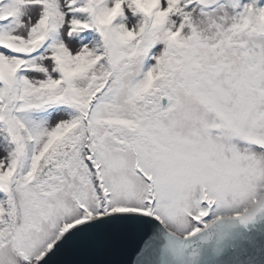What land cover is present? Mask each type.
<instances>
[{
	"label": "snow or ice",
	"instance_id": "snow-or-ice-1",
	"mask_svg": "<svg viewBox=\"0 0 264 264\" xmlns=\"http://www.w3.org/2000/svg\"><path fill=\"white\" fill-rule=\"evenodd\" d=\"M0 264H264V0H0Z\"/></svg>",
	"mask_w": 264,
	"mask_h": 264
}]
</instances>
